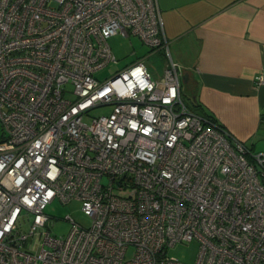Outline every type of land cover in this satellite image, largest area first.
Listing matches in <instances>:
<instances>
[{
	"label": "built area",
	"instance_id": "obj_1",
	"mask_svg": "<svg viewBox=\"0 0 264 264\" xmlns=\"http://www.w3.org/2000/svg\"><path fill=\"white\" fill-rule=\"evenodd\" d=\"M115 34L161 76L96 78ZM0 123V264H186L166 250L194 239L192 264H264V153L187 107L157 0H0ZM56 198L90 225L52 235Z\"/></svg>",
	"mask_w": 264,
	"mask_h": 264
},
{
	"label": "crops",
	"instance_id": "obj_2",
	"mask_svg": "<svg viewBox=\"0 0 264 264\" xmlns=\"http://www.w3.org/2000/svg\"><path fill=\"white\" fill-rule=\"evenodd\" d=\"M157 1L185 104L247 145L264 124V84L255 82L264 74V0Z\"/></svg>",
	"mask_w": 264,
	"mask_h": 264
},
{
	"label": "rangeland",
	"instance_id": "obj_3",
	"mask_svg": "<svg viewBox=\"0 0 264 264\" xmlns=\"http://www.w3.org/2000/svg\"><path fill=\"white\" fill-rule=\"evenodd\" d=\"M108 43L117 61H110L103 68L95 72V77L99 80L110 77L114 72L137 59H142L144 61L154 78H157L155 74L161 76L165 57L163 56V58H160L156 54L148 55L147 46H145L137 36L131 34L125 37L121 34H115L108 38ZM110 109V106L98 107L92 110V115L107 113ZM262 114H264V109H262ZM2 135L3 127L0 123V140L2 139ZM246 146L252 153H264V124L261 125L252 141L247 142ZM45 211L52 216V221L54 222V224L47 225V229H49L52 235H67L72 223L66 219V215H69L73 221L84 227H88L91 223L90 217L82 211L81 204L76 199H72L66 203H62L58 198L53 199L47 204ZM26 227L27 225L25 223L24 228ZM198 250L199 243L194 239L174 244L167 248L166 254L168 256H174L186 264H192L197 257ZM130 253L131 249L128 250L127 254L129 255Z\"/></svg>",
	"mask_w": 264,
	"mask_h": 264
},
{
	"label": "trees",
	"instance_id": "obj_4",
	"mask_svg": "<svg viewBox=\"0 0 264 264\" xmlns=\"http://www.w3.org/2000/svg\"><path fill=\"white\" fill-rule=\"evenodd\" d=\"M209 118H211V117H209ZM211 119H213V120H215L214 118H211ZM216 121V120H215ZM220 124V123H219Z\"/></svg>",
	"mask_w": 264,
	"mask_h": 264
},
{
	"label": "water",
	"instance_id": "obj_5",
	"mask_svg": "<svg viewBox=\"0 0 264 264\" xmlns=\"http://www.w3.org/2000/svg\"><path fill=\"white\" fill-rule=\"evenodd\" d=\"M182 79H184V76L182 75Z\"/></svg>",
	"mask_w": 264,
	"mask_h": 264
}]
</instances>
